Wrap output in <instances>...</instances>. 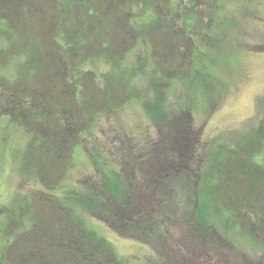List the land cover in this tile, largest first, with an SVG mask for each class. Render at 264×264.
<instances>
[{"label":"trees","instance_id":"16d2710c","mask_svg":"<svg viewBox=\"0 0 264 264\" xmlns=\"http://www.w3.org/2000/svg\"><path fill=\"white\" fill-rule=\"evenodd\" d=\"M219 2L0 0V70L16 64L15 75L0 72V117L29 135L22 171L42 185L3 209L0 264H126L74 205L52 191L65 179L75 147L96 117L145 96L138 78L142 70L128 63L141 40L148 43L149 85L156 97L146 107L153 119L164 120L172 82L186 81L198 70L199 45L189 19L202 20L204 10L213 21ZM96 60H104L109 70L98 74L88 67ZM178 114L183 119L174 114L170 119L178 125L166 132L170 143L156 145L158 179L143 173L154 159L145 152L149 159L143 166L125 159V178L107 179L106 186L91 184L75 193L73 202L84 203L87 212L119 234L153 245L159 254L149 258L150 264H172L170 259L182 264L172 256L178 248L196 239L225 240L232 230L264 246V160L258 159L264 149V118L208 150L198 139L190 111ZM188 164L197 167L190 182L182 170ZM140 175L146 182L138 189ZM180 176L184 182L179 186ZM143 190L151 192L156 206ZM174 219L181 222V247L166 240L172 239L166 222Z\"/></svg>","mask_w":264,"mask_h":264},{"label":"rangeland","instance_id":"374dc122","mask_svg":"<svg viewBox=\"0 0 264 264\" xmlns=\"http://www.w3.org/2000/svg\"><path fill=\"white\" fill-rule=\"evenodd\" d=\"M219 5L221 9L213 11L214 15L212 13L213 21L207 15L209 11L205 14L204 10L202 20L189 19V28L199 45L198 70L194 71L192 80L172 82L165 99L167 112L164 120L153 119L146 107L147 102L154 104L156 97L149 85V70L152 66L151 59L146 58L149 54L148 43L141 40L128 63L132 62L138 70H142L138 78L141 86L146 88L145 96L96 117L93 126L83 134L75 147L73 165L65 179L52 191L74 205L86 224L106 238L126 264H150L149 258L154 259L159 253L149 243L119 234L108 223L87 212L84 203H74L77 201L75 193L77 195L78 191L90 189L91 184L106 186L107 179L112 183V180L125 178V159L131 163L141 161L138 166H143L148 158L145 152H151L154 159L150 163L151 167L144 168L143 173L151 176L152 181L158 179L156 145L158 142L170 143L166 132L173 124L178 125V121L170 118L174 114L179 115L182 109L184 112L190 111L198 130V139L204 142L208 150L225 138L231 139L237 136L235 134L255 126L264 118V49L261 50L264 46V0H220ZM2 38L0 34L1 45L4 44ZM88 67L95 69L98 74L110 68L104 60L91 61ZM0 72L13 76L16 64L11 63ZM177 118L183 119L181 115ZM29 138L21 126L7 117H0V222L4 220L3 209L7 205L17 197L42 187L37 179L24 175L22 171L21 159ZM201 154L204 155V151ZM258 159L264 160V149ZM196 169L190 164L182 166L185 181L189 174L196 175ZM140 178L142 181L138 189L143 188L146 182L142 175ZM191 180L190 177L186 182ZM183 182L180 176L179 186ZM142 194L151 198L153 206L157 205L150 191L143 190ZM153 220L157 222V217ZM175 220L166 222L172 239L168 238V233L164 232V236L170 239H166L168 242L175 243L173 247H181V222ZM214 224L216 230L219 229L220 223L217 221ZM161 228L164 230L165 226L161 225ZM232 232L224 234L225 240L224 237H220L221 240L209 237L207 242L196 239L191 242V246L188 244V247L178 248V254L176 252L177 255L172 256H177L182 264H264V246L254 244L241 232ZM3 239L0 237V248ZM169 262L176 264L171 259Z\"/></svg>","mask_w":264,"mask_h":264}]
</instances>
